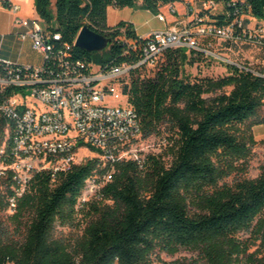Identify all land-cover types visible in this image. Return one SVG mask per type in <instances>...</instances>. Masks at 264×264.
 Listing matches in <instances>:
<instances>
[{"label": "trees", "instance_id": "1", "mask_svg": "<svg viewBox=\"0 0 264 264\" xmlns=\"http://www.w3.org/2000/svg\"><path fill=\"white\" fill-rule=\"evenodd\" d=\"M182 1L142 4L155 12ZM137 4L138 0H35L39 17L60 34L54 53L63 51L68 61L80 60L86 68L140 59L139 48L129 43L142 38L133 24L107 23L109 6ZM219 7L200 9L199 17L219 26L242 16L264 21V0H224ZM248 24L244 19L243 27ZM84 26L109 37L108 47L100 52L77 47ZM235 31L241 40L228 43L253 45L247 32L243 36L238 26ZM203 55L187 48L169 49L153 77L135 76L137 68L130 74V84H125L144 137L163 136L174 150L171 163L167 166L157 155H147L142 167L133 160L117 163L113 180L101 189V200L111 204L92 207L95 220L77 257L52 244L51 234L58 222L73 223L86 179L106 169L98 159H89L55 176L50 171L38 173L17 199L15 218L31 216L25 241L20 246L0 241V264H143L156 247L193 248L212 264H229L246 245L241 234L250 233L264 245V165L256 178L222 189V169L215 160L220 152L230 159L248 155L253 141L248 129L264 123V77L228 63L230 73L225 77L188 80L184 65ZM4 183L13 196L12 178ZM183 193L197 196L207 211L191 213Z\"/></svg>", "mask_w": 264, "mask_h": 264}, {"label": "built area", "instance_id": "2", "mask_svg": "<svg viewBox=\"0 0 264 264\" xmlns=\"http://www.w3.org/2000/svg\"><path fill=\"white\" fill-rule=\"evenodd\" d=\"M223 1L201 0L199 10L216 9ZM4 4L15 13L20 10L16 3ZM166 6L168 13L158 14L161 22L177 14L174 5ZM199 10L188 6L187 19H175L176 27L150 32L140 42L129 40L140 51L136 63L91 64L87 68L80 60L68 61L63 51L54 53V41L60 34L52 32L43 19L15 18V25L21 28L20 40H29L44 59L36 66L0 58V180L12 178L14 195L7 199L12 213L35 175L50 171L55 176L68 170L78 163V150L83 147L97 151L106 171L86 179L79 210L93 198L102 199L101 189L113 180L117 163L133 160L143 166L147 155H142L141 147L148 138L124 91V79L135 69L154 65L169 49L187 48L217 56L213 41L241 40L237 26L243 36L247 32L251 44L264 48L263 25L244 28L247 17L242 16L219 26L207 17L200 18ZM237 65L264 77L263 72Z\"/></svg>", "mask_w": 264, "mask_h": 264}, {"label": "rangeland", "instance_id": "3", "mask_svg": "<svg viewBox=\"0 0 264 264\" xmlns=\"http://www.w3.org/2000/svg\"><path fill=\"white\" fill-rule=\"evenodd\" d=\"M220 1V0H217ZM181 3V2H177ZM168 7L162 6L158 11H152L143 7L142 0H138L135 7H115L108 8L107 23L114 26L120 21H127L133 24L135 33L142 36L148 31L160 30L164 27V22L159 21V13H168ZM221 8V5L219 9ZM250 27L256 24L252 20ZM264 26V25H263ZM212 51L217 56H201L194 64L184 65V75L190 81L197 78L211 77L221 78L227 76L230 72L226 64H239L248 68L264 73V48L247 44H231L223 40H214ZM219 56V57H218ZM165 61V55L161 56L157 63L151 66L139 68L135 76L141 78L153 77ZM131 75L124 79L125 84H130ZM252 134V145L246 156H236L225 158V154L220 152L215 157L220 165L221 180L220 188L234 187L240 181L256 178L264 165V123L257 124L248 129ZM142 155H157L168 166L173 157L174 150L163 136L149 137L146 143L141 147ZM100 159L97 151L89 147H83L78 150L77 161L82 163L89 159ZM7 183L0 180V237L1 245L13 244L20 246L27 236L28 222L31 216L26 213L22 219L15 218V212H11L7 206L9 196ZM184 200L191 213L206 212L204 203L195 195L183 193ZM111 204L108 201L91 199L85 208L78 211L73 223L62 225L58 222L51 234V242L64 252L77 257L81 251V245L85 238L87 228L95 220L93 206ZM242 242H245L240 253L234 255L229 264H264V245L260 240L254 241L250 233H244L240 236ZM143 264H212L211 258L202 252L193 248L180 247L176 250H165L156 247L146 254Z\"/></svg>", "mask_w": 264, "mask_h": 264}, {"label": "crops", "instance_id": "4", "mask_svg": "<svg viewBox=\"0 0 264 264\" xmlns=\"http://www.w3.org/2000/svg\"><path fill=\"white\" fill-rule=\"evenodd\" d=\"M13 2L20 6V10L15 13L5 6L4 2ZM201 0H183L181 3H175L174 8L177 11L176 17L168 16L164 22V27L160 30L173 28L178 25L175 19L185 21L187 19V7L193 10H199ZM217 1V0H216ZM109 8V7H108ZM21 16L28 19L40 18L35 6V0H0V58L24 65H41L43 63V54L32 47V43L21 41L19 32L21 28L15 25V18ZM248 27L252 23L264 25V21L256 18L247 17ZM151 31L142 35L146 36Z\"/></svg>", "mask_w": 264, "mask_h": 264}, {"label": "water", "instance_id": "5", "mask_svg": "<svg viewBox=\"0 0 264 264\" xmlns=\"http://www.w3.org/2000/svg\"><path fill=\"white\" fill-rule=\"evenodd\" d=\"M111 39L104 34L92 30L88 26L82 27L76 39V46L87 52H100L108 47Z\"/></svg>", "mask_w": 264, "mask_h": 264}]
</instances>
